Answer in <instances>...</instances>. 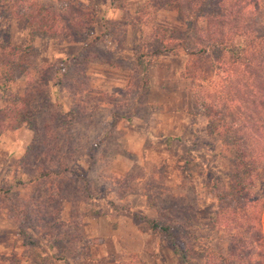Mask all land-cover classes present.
<instances>
[{"label":"rangeland","instance_id":"rangeland-1","mask_svg":"<svg viewBox=\"0 0 264 264\" xmlns=\"http://www.w3.org/2000/svg\"><path fill=\"white\" fill-rule=\"evenodd\" d=\"M191 4L0 3V58L11 68L0 89V264H180L138 216L190 227L179 234L190 264L234 249L233 212L254 207L233 192L243 169L219 98L213 114L202 107L228 94L227 75L203 64L200 85L179 46L190 37L192 51L191 30L206 27H192ZM36 21L43 31L23 54ZM91 29L100 40L89 47L79 40ZM161 40L172 51L154 55ZM136 52L149 55L143 66ZM258 195L264 202L263 182Z\"/></svg>","mask_w":264,"mask_h":264},{"label":"trees","instance_id":"trees-1","mask_svg":"<svg viewBox=\"0 0 264 264\" xmlns=\"http://www.w3.org/2000/svg\"><path fill=\"white\" fill-rule=\"evenodd\" d=\"M3 1L8 0H0V3ZM261 5V0H192L191 8L194 10L195 19L192 27L198 28L201 21L205 22L206 27L202 31L199 28L197 31L191 30L190 34L198 40V44H193L192 51L189 47L194 40L190 37L179 42L180 48L189 52L188 55L195 63L194 71L189 73L200 85L205 82L201 76V73H204L201 71L203 64H207L211 70L218 66L227 75L222 78L224 84L221 90L228 94L214 98L212 94H208V97L202 98V107L213 114V101L216 102L217 97L219 98V105L223 106L227 114L223 123L227 124L225 128L230 132L232 147L238 145L240 152L236 161L243 169L234 180L236 186L233 192L236 197L243 198L248 208L250 204L254 207L253 216L244 214L239 217L240 211L233 212L235 219L230 224V232L234 233L231 241L234 249L220 258L212 254L211 262L214 261V264H264V202L261 201L260 195L251 196L257 185L264 183V150H261L264 143V19L256 17ZM29 29L30 33L21 52L23 54L31 51L36 35L43 31L41 22L38 21L30 23ZM73 29L76 30V27ZM1 30L2 28L0 40L3 37ZM72 33L76 34L75 31ZM95 36L94 29H91L84 32L79 41L92 47L100 40ZM155 51L154 55H163L170 53L172 49L161 40L158 41ZM136 55L139 65L142 66L146 56L149 57L142 52H136ZM6 64L0 58V89L4 92L11 78L10 65ZM209 75L210 73H207V76ZM209 89L210 92L219 90L216 85L213 88L209 86ZM232 114H235V117ZM206 117L209 119L212 116ZM232 118L239 123H228V119ZM242 141H245L248 147H243ZM245 209H242L243 212ZM138 219L143 221L152 233L164 238L180 264H190L189 250L179 236L184 232V228L190 227L184 223L173 224L142 216H138ZM194 240H197L196 236ZM211 262L208 261V264Z\"/></svg>","mask_w":264,"mask_h":264}]
</instances>
